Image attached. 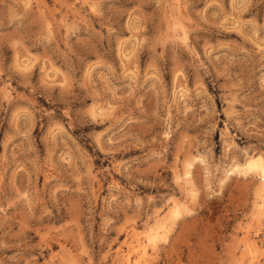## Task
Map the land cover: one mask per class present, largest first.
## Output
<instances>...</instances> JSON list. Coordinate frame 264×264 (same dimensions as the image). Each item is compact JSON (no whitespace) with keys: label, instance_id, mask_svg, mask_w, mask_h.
I'll list each match as a JSON object with an SVG mask.
<instances>
[{"label":"rangeland","instance_id":"1","mask_svg":"<svg viewBox=\"0 0 264 264\" xmlns=\"http://www.w3.org/2000/svg\"><path fill=\"white\" fill-rule=\"evenodd\" d=\"M255 154L264 0H0V264H264Z\"/></svg>","mask_w":264,"mask_h":264},{"label":"bare ground","instance_id":"2","mask_svg":"<svg viewBox=\"0 0 264 264\" xmlns=\"http://www.w3.org/2000/svg\"><path fill=\"white\" fill-rule=\"evenodd\" d=\"M31 1V0H30ZM181 20V19H180ZM178 21V20H177ZM172 22V21H171ZM175 22V21H174ZM174 24V23H173ZM182 24V23H181ZM181 24H179V22H176V26H180ZM175 26V25H174ZM184 26V25H183ZM172 27V26H171ZM185 27V26H184ZM184 27H179V28H181V31L182 30H184L185 29V32H187L186 31V28H184ZM177 29V28H176ZM175 29V30H176ZM174 30V31H175ZM176 32V31H175ZM177 33V32H176ZM179 34V31H178V33H177V35ZM181 34V33H180ZM183 34H184V32H183ZM176 35V34H175ZM181 36H183L182 34H181ZM180 36V37H181ZM178 37V36H177ZM184 37V36H183ZM182 38V37H181ZM182 41H183V39H182ZM184 42V41H183ZM254 155V154H253ZM256 155V154H255ZM249 157V156H248ZM246 159V158H245ZM238 165V164H237ZM186 166V165H185ZM243 166V171L244 172H249V173H251V172H257L258 174H259V178H261L260 180H261V183H262V188H261V191H262V193L260 194V196L257 198L258 200L256 201V208H257V210L258 211H260V212H262L263 213V215H264V155L262 156V155H260V154H258V155H256V156H250L248 159H246V161H245V163L242 165ZM235 167V166H234ZM237 167V166H236ZM185 169H186V167H185ZM238 169V168H237ZM232 170H234V169H232ZM237 171V170H236ZM241 171V170H240ZM239 171V169H238V171L237 172H240ZM182 172H183V170H182ZM192 172V171H191ZM233 172V171H232ZM232 172H230L229 174H231ZM234 172H235V170H234ZM242 173V172H241ZM184 174H189V171L187 170ZM192 174V173H191ZM191 174H190V176H191ZM228 174V175H229ZM244 174V173H243ZM246 174V173H245ZM257 174V175H258ZM179 176H180V174H179ZM178 176V177H179ZM183 178V177H182ZM192 178V177H191ZM185 179V178H184ZM187 179V178H186ZM188 179H190V178H188ZM190 180H192V179H190ZM190 183V182H189ZM193 183V182H192ZM185 184H186V182H185ZM190 185V184H189ZM186 186V185H185ZM186 188V187H185ZM188 188V187H187ZM189 190H190V188H189ZM195 190V192H196V190L197 189H194ZM191 191V190H190ZM186 192V191H185ZM185 194V193H184ZM191 194V193H190ZM185 197V196H184ZM190 197V196H189ZM186 198H187V196H186ZM188 200V199H187ZM183 201V200H182ZM181 201V202H182ZM192 201V200H191ZM188 202V201H187ZM176 203V202H175ZM174 203V205H175V207L177 206L176 204ZM185 203V202H184ZM190 203V202H189ZM182 205H183V202H182ZM181 205V206H182ZM173 206V205H172ZM172 206H171V209H173L172 208ZM185 207V206H184ZM179 208V207H178ZM186 209H187V207H185ZM170 209V212H172L173 214L175 213H177V209H173V211ZM181 212V211H180ZM259 212V213H260ZM168 213V212H167ZM256 213H258V212H256ZM258 213V214H259ZM261 213V214H262ZM178 214V213H177ZM176 214V215H177ZM160 215V214H159ZM165 215V214H164ZM260 215V214H259ZM162 216V215H161ZM169 216V215H168ZM178 216V215H177ZM165 217V216H164ZM176 219V216H175V218H174V220ZM170 222V219L168 220L167 218H162V219H158L157 221H156V223H154V227L152 226V228H150L149 229V232L145 235V238L144 239H141L140 237H137L135 240L137 241L136 242V244H134L132 247L135 249V251L136 252H139L140 253V257L142 258V259H147L146 258V255H148V246H152V245H155V243H156V241L159 239V238H163V237H165L166 236V234H167V232H168V230H169V227H171V226H169V224H171V223H169ZM174 223V222H173ZM260 223V222H259ZM171 225H173V224H171ZM264 225V224H263ZM135 226V225H134ZM136 227V226H135ZM146 227V226H145ZM173 228V227H172ZM132 228H130V230H131ZM133 230H134V228H133ZM129 231V230H128ZM135 231V230H134ZM144 231H145V229H144ZM147 231V230H146ZM170 231V230H169ZM138 232V231H137ZM136 232V233H137ZM140 232V231H139ZM138 232V233H139ZM244 233H243V242L244 243H248V245L249 244H251V243H254V238H253V235H252V233H250V231H249V229H247V230H245V231H243ZM255 232V231H254ZM132 233V232H131ZM134 233V232H133ZM143 233V232H142ZM141 233V234H142ZM169 233V232H168ZM256 234V233H255ZM131 235V234H130ZM168 235V234H167ZM132 236V235H131ZM137 236V235H136ZM132 239V238H131ZM241 239V238H240ZM132 242H134V240L132 241ZM241 242H242V240H241ZM258 242V241H257ZM129 245H130V243H129ZM128 245V246H129ZM252 245V244H251ZM131 247V246H130ZM253 247V246H252ZM258 247H259V245H258ZM129 248V247H128ZM256 248V247H255ZM244 249V248H243ZM249 249L251 250V247H249ZM155 250V249H154ZM246 250H247V248H246ZM128 252H129V250H127ZM152 251V250H151ZM245 251V250H244ZM248 252H250V251H248ZM247 252V253H248ZM258 252V251H257ZM155 253V252H154ZM118 254H119V252H118ZM117 254V255H118ZM127 254V253H126ZM134 254V253H133ZM250 254H252V253H250ZM121 255H124V254H121ZM132 255V254H131ZM241 255H242V253H241ZM133 256V255H132ZM246 256V255H245ZM256 256V255H255ZM255 256H252L251 255V257L253 258H255ZM258 256V255H257ZM257 256H256V258H257ZM122 257V256H121ZM136 257V256H135ZM247 257V256H246ZM119 258V257H118ZM242 258V257H241ZM243 258H245L244 256H243ZM242 258V259H243ZM119 260H121V259H119ZM118 260V261H119ZM140 260V259H139ZM138 260V261H139ZM153 261V260H152ZM250 261H251V264H253V261H252V259L250 258ZM254 261H256V259L254 260ZM258 262H259V260H257ZM117 262V261H116ZM77 263V262H76ZM250 263V262H249ZM257 263V262H256ZM121 264H136V262H134V263H132V260L130 259V255L129 254H127L126 256H124V258H123V260H121ZM257 264H259V263H257Z\"/></svg>","mask_w":264,"mask_h":264}]
</instances>
